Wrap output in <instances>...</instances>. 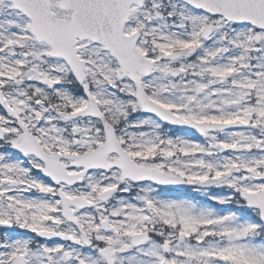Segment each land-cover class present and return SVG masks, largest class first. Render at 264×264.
I'll use <instances>...</instances> for the list:
<instances>
[{
	"label": "snow or ice",
	"instance_id": "6c2138e0",
	"mask_svg": "<svg viewBox=\"0 0 264 264\" xmlns=\"http://www.w3.org/2000/svg\"><path fill=\"white\" fill-rule=\"evenodd\" d=\"M0 264H264V0H0Z\"/></svg>",
	"mask_w": 264,
	"mask_h": 264
}]
</instances>
